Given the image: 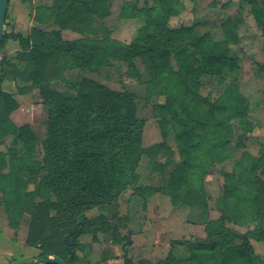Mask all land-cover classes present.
<instances>
[{
  "label": "trees",
  "instance_id": "16d2710c",
  "mask_svg": "<svg viewBox=\"0 0 264 264\" xmlns=\"http://www.w3.org/2000/svg\"><path fill=\"white\" fill-rule=\"evenodd\" d=\"M154 1L151 7H138L136 0L123 4L122 16L144 20L129 42L112 39L101 25L109 15L108 0H53L49 6H36V25L26 35L5 29L6 13L0 49L8 38L17 40L20 49L0 57V137L9 134V114L18 107L14 95L2 89L4 80L23 82L19 93L38 89L47 118L40 143L28 125L10 124L14 144L21 140L22 145L0 150V206L13 228L22 217L29 218L25 244L39 250L35 259L52 256L66 264H79L77 250L84 234L111 233L114 242L122 241L117 223L126 217L118 209V200L128 187H135L136 169L146 151L142 146L144 124L135 115V97L86 77L69 83L72 91L68 92L50 85L56 72L72 66L93 72L109 65L111 59L126 63L128 75L138 79L135 59L139 58L150 73L145 81L148 87L167 79L161 87L165 102L159 107L168 113L159 121L164 139L148 151L164 156L162 165L176 153L179 156L161 187L149 191L162 192L174 206H189L190 217L203 224L205 233L193 241H172L167 256L156 264H264V251L256 253L252 243L262 242L264 247V151L259 159L240 162L225 175L223 208L217 219L208 218L202 191L208 168L225 156L223 149L234 133L230 122H236L242 133L252 130L248 102L237 85L228 84L214 101L198 91L201 75L220 78L231 72L239 54L230 45L238 48L239 37L229 20L222 23L223 41H214L207 34L194 35L189 25L172 28L168 20L180 14L179 0ZM246 2L256 25L264 31V0ZM87 27L91 31L101 28L103 35L88 36ZM62 29L82 37L65 40ZM176 33L187 41L177 43ZM190 95L205 105L209 122L191 118L189 105L178 107V98ZM167 125L176 138L175 150L166 143ZM242 137L239 134L237 142ZM95 207L102 212L92 218L84 215ZM243 220L251 227L239 233L232 225ZM177 246L186 253L173 252ZM146 263L125 255L121 264Z\"/></svg>",
  "mask_w": 264,
  "mask_h": 264
},
{
  "label": "rangeland",
  "instance_id": "374dc122",
  "mask_svg": "<svg viewBox=\"0 0 264 264\" xmlns=\"http://www.w3.org/2000/svg\"><path fill=\"white\" fill-rule=\"evenodd\" d=\"M128 1L132 0H108L109 15L101 21V25L103 24L109 30V37L120 42L133 40L137 35V29L144 24L142 18L128 19L122 16V6ZM136 1L138 7H151L155 4L154 0ZM179 2L182 6L181 12L169 18L170 27L189 25L193 27L194 35L207 34L214 41H223L226 34L222 23L229 20L239 37V49L236 45H230L233 49L236 48L239 54L237 64L231 72L220 78L201 75L199 80V94L212 101L220 96L228 84L237 85L239 92L248 102V120L252 124V130L242 133L236 127V122H230L234 133L229 145L223 149L225 156L219 162L214 161L202 178V191L207 203L208 218L214 220L220 216L223 208L225 175L240 162L259 159L264 151V31L256 25L254 17L249 12L250 5L246 0H179ZM27 6L25 8L29 11L32 5L27 3ZM20 10L23 11L20 7V0H9L6 22L7 25L12 26L11 31L14 33L24 32L23 29L16 27L19 18L17 14H23ZM29 16L27 14V18ZM91 29L87 27L84 30L85 34L92 37L103 35L101 28L94 31ZM80 37H82L81 34L76 39ZM174 37L177 43L187 41L184 36L177 33ZM7 51L8 49L2 47L0 57ZM171 61L176 67L174 60ZM135 65L140 74L138 79L128 75L126 63L111 59L109 65L93 72L77 69V72L73 74L71 69H66L59 77L56 76L50 85L54 89L68 92L72 91L68 88L69 83L78 82L86 77L110 90L131 93L135 97V115L144 124L142 146L146 151L142 153L136 169L138 175L136 185L123 191L118 200V209L126 217L125 221L117 223L119 236L123 239L116 243L111 233L101 232L80 236L82 246L77 250L79 264H121L125 255L133 261L144 260L148 262L146 264H156L167 256L173 246L172 241L183 239L193 241L205 236L203 224L193 222L190 217L192 209L189 206H174L167 195L159 191H149V189L161 187L163 179L175 169L179 156L176 153L166 165H162L164 156L148 151L164 139L159 121L168 113L159 107L165 102L161 87L167 84V79H160L148 87L145 81L150 73L146 63L136 58ZM31 92H33V98L37 100L24 103L25 112L19 122L12 121L11 113L9 114L10 123L6 125L9 134L0 137L1 151H7L11 147L18 149L22 145L21 140L14 144L13 135L10 133L11 125L14 127L28 125L38 143L45 138L46 106L42 103L38 89L34 88ZM31 102L34 104V109H31ZM177 104L180 108L189 105L191 118L209 122L205 105L196 101L192 95L178 98ZM30 119L33 120V126L27 123ZM166 129L168 131L166 143L175 150L177 145L175 135L170 125H167ZM239 134L243 137L240 142H237ZM34 156L38 158L39 153H35ZM261 177L264 180V175L261 174ZM101 212L102 210L95 207L86 210L84 215L92 218ZM28 220L29 218L24 216L17 227L9 226V219L3 205L0 206L2 241L0 242V264H27L39 252L37 248L25 244ZM250 225V222L243 220L232 227L239 233H243L251 227ZM4 234L7 236L4 237ZM252 243L256 253L262 254L264 251L262 242L252 240ZM8 252L10 256H1ZM173 252L178 255L185 254L186 249L177 246Z\"/></svg>",
  "mask_w": 264,
  "mask_h": 264
},
{
  "label": "crops",
  "instance_id": "0c3cea01",
  "mask_svg": "<svg viewBox=\"0 0 264 264\" xmlns=\"http://www.w3.org/2000/svg\"><path fill=\"white\" fill-rule=\"evenodd\" d=\"M53 2V0H31V2H21L20 1V7L21 9H23V14H17V16H19V18L17 19V24H16V27L20 28V29H23L24 32L26 33H29L30 31V27L33 26V25H36V22L34 20V15H35V10H36V6H39V5H45V6H49L51 5ZM27 3L31 4L32 7L29 8V11L25 8V6H27ZM28 7V6H27ZM27 14H29L30 16L27 18ZM21 16L23 18H21ZM35 22V24H34ZM8 28H10V30H8ZM5 29L10 32L12 30V26L10 25H6L5 26ZM28 29V30H26ZM22 32L20 34L22 35H25V33ZM61 34H62V37L65 38L66 40H69V41H73V40H76V37L77 36H80V34H78V32H74V31H71L69 29H62L61 30ZM3 48L5 49H8L7 53H5L4 55H7V56H12L17 50L20 49L19 47V44H18V41L15 40V39H12V38H8L6 41H5V44L3 45ZM2 49V48H1ZM10 49H12L11 51H9ZM11 53V54H10ZM13 53V54H12ZM2 57V56H1ZM15 63L20 67L22 66V63L18 60L15 61ZM71 69V72L74 74L76 73L77 67L75 66H72L71 68H68V70ZM80 70V69H79ZM64 71H62L63 73ZM62 73H57L55 74V77H59L60 74ZM23 82L21 81H14V80H4L3 83H2V89L5 91V92H8V93H12L14 94V97L15 99L17 100L18 102V108L15 109L14 111L11 112L10 114V119L14 122H19V119L20 117L22 116V114L25 112L24 111V103H29V100H37V99H34L33 98V92H31L32 90L28 91V92H25V93H19L17 90H18V86H23L22 84ZM19 84H22V85H19ZM33 98V99H32ZM31 109L33 108L34 109V104L33 102H31ZM28 124H30L31 126H33V120L30 119L29 121H27ZM20 125V124H18ZM0 235H1V232H0ZM7 236L6 234H4V237ZM0 242L1 241V236H0ZM1 256H10L9 255V252L4 254V255H1ZM35 259V256L29 260L32 261ZM27 262V263H29Z\"/></svg>",
  "mask_w": 264,
  "mask_h": 264
},
{
  "label": "water",
  "instance_id": "95a60500",
  "mask_svg": "<svg viewBox=\"0 0 264 264\" xmlns=\"http://www.w3.org/2000/svg\"><path fill=\"white\" fill-rule=\"evenodd\" d=\"M9 0H0V43L4 32L5 16L7 13ZM66 264L65 261L58 257H41L30 261L27 264Z\"/></svg>",
  "mask_w": 264,
  "mask_h": 264
}]
</instances>
